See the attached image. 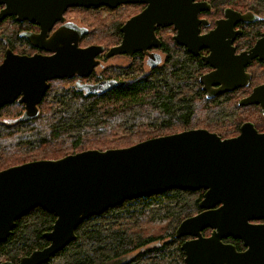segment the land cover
Segmentation results:
<instances>
[{
    "label": "water",
    "instance_id": "obj_1",
    "mask_svg": "<svg viewBox=\"0 0 264 264\" xmlns=\"http://www.w3.org/2000/svg\"><path fill=\"white\" fill-rule=\"evenodd\" d=\"M125 4L145 7L122 25V41L108 50L107 58L144 49L155 39L158 27L174 26L184 45L190 42L183 40L186 38H196L206 45L208 36L220 34L219 21L214 31L198 37V26L204 22L197 14L208 5L195 0H0V21L14 17L17 22L36 24L40 34L22 36L32 46L52 52L50 56H26L6 50L0 64V108L18 100L24 105L19 120L36 117L48 80L70 78L79 72L81 62L91 61L103 52L101 46L77 48V38L86 29L73 23L61 25L49 39L45 38L56 22H63L68 8L114 9ZM225 16V21L248 22L256 18L232 10H226ZM70 31L76 36L73 45L67 39ZM255 55L253 52L249 57ZM220 78L225 83L229 79L217 70L200 78L208 98L231 90L211 89L222 83ZM260 98H264V86L239 105H250ZM170 190L203 191L198 203L202 211L181 221L174 232L176 239L192 237L180 245L184 264H264V231L246 224L250 218H264V133H258L250 123L243 124L239 135L229 139L193 129L128 147L89 149L1 170L0 244L8 239L16 221L35 208L55 219L51 229L42 235L48 243L45 247L17 262L0 264H45L76 239L75 230L85 219L125 201ZM206 228L212 229L209 238L201 234ZM228 236L243 239L248 249L238 253L233 246L223 244L222 239Z\"/></svg>",
    "mask_w": 264,
    "mask_h": 264
},
{
    "label": "trees",
    "instance_id": "obj_2",
    "mask_svg": "<svg viewBox=\"0 0 264 264\" xmlns=\"http://www.w3.org/2000/svg\"><path fill=\"white\" fill-rule=\"evenodd\" d=\"M216 4L220 6V1ZM5 37V45L14 50L19 41L17 31ZM1 40L0 37V50L4 45ZM197 66L188 56H178L176 72L170 75L167 70V85L159 87L160 91L153 93L151 99H147L142 91L145 81H135L111 94V99L115 100L111 110L94 101L90 102V97L76 95L79 97L74 96L65 103H59L56 109L47 106L39 119L21 121L15 125L0 123V171L30 161L59 159L84 150L110 149V146L99 148L92 144L89 148H83V145L87 138L107 136L109 129L120 125L130 127V130L144 122L157 128L183 127L182 131L168 134L171 135L193 130L190 128H193L200 116L210 123L224 120L228 112H233L232 107L211 108L210 105H204L202 115L197 116L199 108L196 101L205 100L195 86L197 74L194 69ZM168 86L171 88L168 89ZM61 94V88L52 90L48 100H56V96ZM78 99L81 102H77ZM12 106L20 108L21 112L22 107L15 104L8 107ZM151 138H141L137 142ZM58 140L68 142L69 146L52 149L55 156L47 155L44 148H40ZM115 142L118 141H108V144ZM131 145L133 143L123 147ZM22 146L26 147L25 154H45L21 162L13 161L12 150L18 149L19 152ZM6 160L8 164L5 165ZM202 195L201 190H170L158 195L165 196L167 201H171L170 205L163 201L157 203L160 206L153 208L149 206L156 201V196L125 201L101 215L85 219L75 230L76 239L45 264H183L184 254L180 249L183 238L176 239L174 232L181 221L199 211L198 203ZM166 216L170 218L169 229L157 235L144 234L140 227L144 222ZM54 219L53 215L35 208L17 220L8 239L0 244V255L6 257L4 261L17 262L20 257L45 247L48 243L42 235L51 229Z\"/></svg>",
    "mask_w": 264,
    "mask_h": 264
},
{
    "label": "flooded vegetation",
    "instance_id": "obj_3",
    "mask_svg": "<svg viewBox=\"0 0 264 264\" xmlns=\"http://www.w3.org/2000/svg\"><path fill=\"white\" fill-rule=\"evenodd\" d=\"M195 1L198 3L204 2L208 5L206 10L200 11L197 14L198 19L204 22L202 24L200 23L198 26V37L207 36L216 28V22H221L220 34L217 36H208L206 45H203L202 42H199L196 38L183 39L190 40L188 45H184L179 42L176 35L177 30L174 26L166 28L158 27L155 28L154 31L155 39L151 41L148 46L144 47V49L131 54H117L108 58L106 57L108 50L112 47L120 45L122 41V33L120 32L122 25L132 16L139 14L144 9L145 5L140 4L136 12L125 18L121 23H118L117 27H115V35L107 38L105 41L106 43H99L96 40V37L98 39L102 38L99 37L98 34V36H95L99 27H96V29L95 27L79 22L80 19L76 17L77 14L74 12L81 11L85 14L86 18L89 19H94L95 16L92 15L98 14V12H102L104 14L106 13L105 17L101 18L104 20L110 18L108 14L127 8V5H134L125 4L114 9L103 6L99 8H68L63 14V22H56L46 33L45 38L49 39L53 33L61 27V25L65 23H73L79 28L86 29V32L77 38V48L84 49L90 46H101L103 47V52L98 53L91 61L81 62L79 72L74 73L70 78L62 77L48 80L47 89L44 92L40 103L37 105L38 114L36 117L29 120H19L24 112V105L19 104L18 100H15L11 104L2 106L0 109L15 104L22 107L20 115L12 119L0 118V123L15 125L21 121H30L35 118L38 119L40 115V107L45 103L48 95H50V92L54 89L55 84L59 85L58 88H61L63 94L59 96L57 95L56 100H51L49 102L55 105L54 107H58L59 103H65L74 98V96L77 98L79 96L76 95H80L83 98L90 97V102L94 101L95 103L102 105L105 109L111 110L115 105V100L111 99V94L115 92V90L120 87H124L127 84L135 83V81L138 82L143 80L145 81V85L142 91L147 99H151L153 93L157 94V92L160 91L159 87L162 88L167 85V76L165 77L167 70L170 75H173V73L176 72L175 66L177 57L188 56L198 65L194 69L195 74H197V83L195 86L201 91L203 100L205 99L202 103L204 105H210L212 108L219 106H228L233 108V112H228V116L225 118L226 120L232 119L235 121V127L233 128L231 135L223 137L217 133L218 136L221 139L234 138L239 135L240 128L245 123H250L258 133L263 134L264 112L262 107H264V98H260L256 103L246 106H240L239 103L240 101L247 99L254 90L264 86V0ZM217 1H220V7L216 4ZM1 8L2 6L0 9ZM226 10H232L240 14L250 13L256 18L248 22L234 20L225 21ZM6 21H10L18 29L17 34L19 41H17L16 46L23 47V49L21 52H15L10 47L4 48L0 64L4 59L7 49H10L17 55H52V52L32 46L27 39L22 36L25 34H40V28L36 24L29 23L27 21L17 22L14 17H6L0 21V24ZM71 27L72 26H70V28ZM71 30L73 29L71 28ZM70 33L71 34L67 36V39H71V45H73V38L76 36L71 31ZM110 39H112L113 42L107 45V42ZM253 52H256V55L249 57ZM116 58H122L121 60H124L125 63H109L110 60ZM92 62L95 64L90 66ZM216 70L217 72L221 71L227 75L229 78L228 81H231L229 83L228 81L225 83L224 79L220 78L222 83L211 87V89L225 87L231 88V90L215 94L211 98H208L207 92L203 90L200 78ZM180 73H183V71H180ZM236 76H239L237 80L234 79ZM153 83L154 85H151ZM170 88L171 87L168 86V89ZM77 102H81V100L78 99ZM218 122L219 121L216 123ZM147 123L149 122L139 124L135 128L149 125ZM135 128L130 130V127L120 125L109 129V131L114 130L126 133L135 130ZM194 128L195 127L190 129ZM198 129L208 130L206 128ZM156 137L161 136L158 135L152 138ZM201 211L202 210L199 209V211L194 215L200 213ZM246 224L248 227L259 228V230L264 231V218H250L247 220ZM201 234L204 238H209L212 234V229H203ZM191 239L192 237H184L182 243ZM261 239L264 240V238ZM222 243L233 246L238 253H242L248 249V245H245L243 239L241 238L228 236L222 239Z\"/></svg>",
    "mask_w": 264,
    "mask_h": 264
},
{
    "label": "rangeland",
    "instance_id": "obj_4",
    "mask_svg": "<svg viewBox=\"0 0 264 264\" xmlns=\"http://www.w3.org/2000/svg\"><path fill=\"white\" fill-rule=\"evenodd\" d=\"M134 6H130L127 5V8H123L120 9L118 11L112 12L111 14H108V16L110 17L109 19H101L104 18L106 13H102V12H98V14H93L91 13L92 16H95L94 19H89L86 18L85 14L83 12H74L76 13V17L78 19H80L79 22L83 23V24H87L91 27H99L97 29V32L95 33V36L98 34L99 37H102L101 39H98L96 37L97 42H104L106 43V39L114 36L115 35V27H117L118 23H121L125 18H127L128 16H130L132 13L136 12V10H138L139 5L140 4H132ZM220 7V6H219ZM74 8V7H72ZM78 8V7H75ZM104 21V23H103ZM103 23V24H102ZM111 27V28H110ZM107 29V30H105ZM18 29L14 26L13 23H11L10 21H6L2 24H0V37H1V41L4 44L3 48H1L0 50V60L2 58L3 55V49L7 48L8 46L5 45L7 44L6 41V34L10 35V33L13 31H17ZM11 31V32H10ZM10 32V33H9ZM97 35V36H98ZM114 40V38H113ZM113 41L112 39H110L107 42V45L111 44ZM23 49V47L20 46H15L14 47V51L15 52H21ZM122 58L119 59H113L110 60L109 63L111 64H118V63H125L124 60H121ZM57 84H55L54 89H58ZM50 97V95H48L45 103L43 105H41L40 107V115L38 117V119L41 117V115H44V109H46V107L48 106L51 109H56L57 107H54L55 105L49 103L50 100H48ZM48 100V102H47ZM196 106L197 108H199V111L197 113V116L202 115L201 110H203L202 108H204V104L201 101H196ZM212 108V107H211ZM1 111V110H0ZM20 112V108L18 107H5L4 109H2V111L0 112V118H4V119H12V118H16L19 116ZM0 119V120H1ZM201 116L198 120H196L197 122H195L194 126L195 128H206L212 132H216L218 134H220L223 137L226 136H230L231 132L233 131V128L235 127V121L230 119V120H222L219 121L218 123H210L208 121H206L205 119H202ZM181 129H183V127H168V128H157V126H143V127H138L135 128V130L130 131V132H126V133H122L120 131H108L107 132V136L103 135V136H99V138H87V140L84 142L83 148H89L90 145L94 144L95 146L97 145L99 148H102V146H110L111 148H117V147H123V146H127L129 144H134L137 143V141L139 139H143V138H149V137H153V136H158V135H165V134H169L172 132H178ZM114 131V132H113ZM95 141V142H94ZM109 142L112 141H118L115 142L113 144H108ZM69 144L68 142H65L63 140H58V141H51L49 142V144L43 145L40 148H44V152L49 155V156H55L56 154L54 150L52 149H56V148H66L68 147ZM113 146V147H112ZM49 149L50 152H46V150L48 151ZM20 151L18 152V149H14L12 150V160L15 162H21L23 160H27L30 158H38L40 156H43L45 153H27L25 154L24 152L26 151V147L22 146L20 149ZM22 150V151H21ZM19 154H16V153ZM24 153V154H23ZM62 153V151H61ZM65 153V152H64ZM16 154V155H15ZM8 164V160H6L5 165ZM13 164V162H12ZM156 201L153 202V204H151L149 206V208H153L156 206H160L157 203H163V201L166 205H170L171 201H167L165 196H156ZM169 223H170V218L169 217H164L161 219H149L146 222H144L143 225H141V229L144 231V234L147 235H157L159 233H164L167 229H169ZM6 259V257L4 255H0V261H4ZM184 264V263H183Z\"/></svg>",
    "mask_w": 264,
    "mask_h": 264
}]
</instances>
